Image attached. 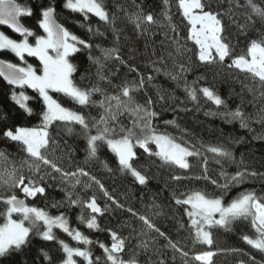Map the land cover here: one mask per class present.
Wrapping results in <instances>:
<instances>
[{"label":"trees","instance_id":"trees-1","mask_svg":"<svg viewBox=\"0 0 264 264\" xmlns=\"http://www.w3.org/2000/svg\"><path fill=\"white\" fill-rule=\"evenodd\" d=\"M22 6L33 9L32 16H21L23 25L32 29L37 35H44L38 26L40 19L39 10L48 6L53 0H16ZM56 4V18L80 39L92 45L91 49L81 47V50L69 57L70 62L76 67L72 74L75 84L81 88L99 86L105 94L114 95L119 89L116 85L125 82L138 81L139 76L145 77V86L133 93L136 103L147 105L149 98L152 100L151 109L158 113L153 118V126L158 132L166 133L177 142L186 141L197 148L203 144L224 146L232 153L233 159L215 157L205 152L208 158V175L223 183L219 177L221 171L234 175L237 171L255 172L257 175H246L243 181L233 185L224 196V203H229L241 193L253 191L258 197H264V86L254 79L251 74L228 68L231 58L247 55V49L253 40L264 41V19L259 18L246 7V0H202L211 7L210 10L219 14L223 25L222 38L229 44L230 57H226L223 64L200 63L196 55L194 42L188 40L190 25L182 16L178 8V0H103L110 16H114L113 23H105L93 15L85 21L80 13H73L63 8L64 0H54ZM264 7V0H254ZM153 15L155 23H142L136 27L134 17L137 14ZM175 26L176 31L172 30ZM92 28L90 32L88 29ZM8 36L14 38L7 29L0 27ZM31 41L34 40V37ZM178 41L187 51L183 55L176 52ZM99 45L100 47H96ZM116 48L124 63L115 59L105 60L100 49ZM171 53V57H169ZM92 57L93 59H90ZM0 58L7 59L17 64H22L18 57L10 50L0 51ZM29 62L36 63L34 58L27 56ZM99 58L103 64L101 80L97 75L98 65L94 62ZM163 58V62L152 63ZM175 64H174V60ZM190 66V70L181 74L179 79H172V75L179 72V65ZM37 66V64H35ZM135 68L136 71H130ZM154 68H160L157 73ZM170 73V74H166ZM151 75V82L147 77ZM185 80L197 89L201 87L212 88L224 101L217 106L202 93L198 92L196 101L191 100L185 91ZM110 81V82H109ZM18 87L9 85L0 77V151L5 153V159H0V172L5 169L11 171L13 167L29 175L27 166L21 168V163L27 159L20 145L3 136L6 129L19 127H37L41 124V113L44 104L39 93L29 87L22 90L30 98L28 106L32 113L28 114L11 98ZM53 98L62 106L81 112L86 117L99 119L103 109L99 105L81 106L76 104L63 93L51 92ZM161 95L163 99H161ZM103 99L101 93H94L93 101ZM240 110L247 127H241V119H232L225 115L228 112ZM135 117L127 112L120 111L116 120L109 121L114 127L123 125L132 127ZM174 121V123H166ZM50 137L55 141L54 151L49 149V158L53 159L58 167L64 171L74 172L77 167H83L90 175L95 176L107 190L109 195L122 207H117L113 200H109L87 177H81V183L71 188L69 182L61 183L59 178L48 180L45 183L46 191L35 198H28L26 203L30 206L44 208L50 215L66 213L69 225L79 229L93 243L85 245L74 241L60 229H54L58 240H64L71 247L88 248L92 252L94 264L99 257L98 264H111L107 261L103 243L110 247L113 240L111 232H116L118 237L125 241L124 249L118 255L124 261L135 260L136 264H200L192 258L198 253L212 251L213 264H264V251L248 245L242 237L254 236L249 220L233 222L230 230L215 227L211 229L213 244L211 246L196 242L190 221L185 213L188 206L177 205L175 198L181 193L191 190H202L209 195H220L219 190L204 179H193L203 175L200 160L189 157L192 165L190 170L180 169L174 165L163 163L159 157L150 156L135 147L137 153L133 166L145 174L148 180L141 185L127 172L119 170L118 160L106 143H100L97 156L88 158L87 140L83 129L78 124H65L55 121L47 129ZM138 132V129H137ZM91 134H96V129H91ZM153 152L154 144L150 145ZM203 152L204 149L201 148ZM219 160L220 163L216 161ZM51 171V169H48ZM57 175L58 174H55ZM181 177L174 180L173 177ZM71 183H74L72 181ZM73 191L81 199L88 200L93 195L104 211L103 215L97 214L96 229H89L86 223L78 217L83 214L88 218L89 209L77 206L68 208L66 203L61 207H53L57 202L65 201V191ZM13 192L18 198L24 199L19 189H8L0 183V196L11 195ZM75 198V196H74ZM182 198V197H181ZM5 205L0 202V212L5 210ZM128 209L132 211L129 212ZM136 213V215H133ZM139 216H148L155 224L159 233L149 230L139 219ZM14 219L19 216L14 214ZM0 223L3 217L0 216ZM27 225V222H26ZM42 230V227H41ZM169 241L174 242L179 249L188 253L185 258L180 251L169 246ZM146 245V247H145ZM42 250L47 252L50 260L45 259ZM65 258L60 245L56 241H45L35 232L30 233V241L20 250L15 251L9 259H0V264H60ZM77 264H87L82 257H74Z\"/></svg>","mask_w":264,"mask_h":264},{"label":"snow or ice","instance_id":"snow-or-ice-1","mask_svg":"<svg viewBox=\"0 0 264 264\" xmlns=\"http://www.w3.org/2000/svg\"><path fill=\"white\" fill-rule=\"evenodd\" d=\"M210 7V4H206L202 0H178V8L190 25L188 40L194 42L199 62L202 64H223L225 58L230 57L231 49L222 38L223 25L219 19V14L206 10ZM246 7L250 8L256 16L264 19V7L255 3L254 0H246ZM63 8L73 13L82 14L85 21L90 14L105 23H113L115 19L114 16H110L103 0H64ZM56 14L54 0L48 6L40 8V19L37 23L44 35H37L32 29L23 25L19 19L21 16H32L33 9L31 7L22 6L16 0H0V25L9 27L22 37L18 41L0 31V51L10 50L21 61L24 60V55L27 53L29 56L38 57L42 64V74H38L37 70L30 64L21 67L18 64L0 60V77H3L9 85L18 86L21 89L27 86L36 90L44 104V110L41 113L42 121L39 126L32 128L17 126L15 130L9 128L3 132L6 139L18 143L22 151L26 153L27 159L21 163V168L27 166L29 175L25 176L22 171H18L15 167L11 171L5 169L0 172V183L8 189H19L24 195V199L18 198L15 192L11 195L0 196V202L6 206L5 210L0 212V216L3 217V223H0V259H9L15 251L29 243L30 233L35 232L45 241L58 242L65 254L61 264H77L74 257H82L87 264H94L92 252L88 248L71 247L64 240H58L54 233V229H60L78 243L85 245L93 243L79 229L70 227L66 213L61 212L59 215L53 216L44 208L30 206L26 203L28 198H35L38 194L43 195L45 193L46 187L44 185L48 180L59 178L62 184L69 182L71 188L75 189L76 185L81 183L80 178L87 177L90 183L85 185L86 188L90 187L92 183L96 184L109 200H113L117 207H122L109 195L104 185L95 176L85 171L83 167H77L74 172L64 171L58 167L53 159L49 158V149L55 150V141L52 140L47 129L55 121L81 126L87 140L88 158H95L100 143H106L107 147L116 155L119 170L130 173L141 185L147 182L148 177L133 166V161L137 156L134 150L136 146H139L150 156L159 157L163 163L184 170L192 168L189 157L198 158L201 162L200 167L203 175L191 178L210 181L219 190L220 195H209L202 190H191L181 193L175 198L177 205L188 206L185 208V213L189 218L194 240L211 246L213 244L211 229L219 227L230 230L233 222L243 219L250 221L255 235H244L242 239L253 248L264 251V197H258L255 192L249 191L241 193L227 204L224 203V196L233 185L241 183L246 175L255 176L257 174L255 172L237 171L234 175H229L227 172L221 171L219 177L223 179V183H218L217 179H212L208 175L209 161L205 152L229 160L233 159L232 153L222 145L205 146L202 144L200 148H197L186 141L177 142L176 138L158 132L152 123L153 118L158 113L151 109V98L148 99L147 105H142L136 103L133 96V93L145 86L143 75L139 76L138 81L116 85L115 87L119 91L114 95L105 94L97 85L81 88L75 84L72 74L76 71V67L70 62L69 57L79 52L81 47L91 49L92 45L80 39L63 24L58 23ZM134 19L137 28H140L142 23H155L151 13L146 16L137 14ZM88 30L91 32L92 28L89 27ZM172 30L176 31L175 26H172ZM29 37L35 38L34 44L29 43ZM173 42L178 45L176 48L178 55H183L187 51L182 45H179L178 41L174 40ZM96 47L100 46L97 45ZM100 51L105 60L115 59L124 63L118 54V49L101 48ZM169 57L172 58L171 53H169ZM90 59L93 58L90 57ZM94 62L98 65L97 75L99 78L101 80L107 79L103 75L104 66L100 63L99 58H95ZM161 62H163V58L152 63L155 65ZM227 66L230 69L234 68L251 74L254 79L258 78L259 83L264 86V41L253 40L247 49V55L231 58V63ZM189 70L190 66L186 67L184 64H180L179 72L172 75L171 78L179 79L181 74ZM130 71H136V69L130 68ZM154 71L159 73L161 69L154 68ZM152 79L151 75L147 77L148 82H151ZM195 83L194 81L190 85L185 80V91L191 100L196 101L199 92L217 106L225 103L212 88L201 87L197 89L193 86ZM50 90L63 93L81 106L87 107L98 104L104 110L103 114L100 115L99 119L86 117L81 112L62 106L49 95ZM94 93H101L103 99L93 101ZM11 98L25 112L32 113L33 110L27 103L30 98L23 91L19 93L13 91ZM160 98L163 99V96L161 95ZM120 111H127L135 117L131 128H126L123 125L117 128L109 124L110 120H116ZM225 115L232 119H241V127H247L239 109ZM166 123H174V121H167ZM92 128L96 129L95 135L91 134ZM151 144L155 145V152L152 151ZM201 148L204 149L203 152ZM5 158V153L0 151V159ZM216 162L220 163L219 160ZM173 179L180 180L182 178L176 176ZM72 181L74 183H71ZM62 190L66 194L65 201L54 203L52 206L61 207L66 203L68 208L77 206L82 211L85 208L89 209L88 218L81 214L78 219L86 223L89 229L98 228L97 214L103 215L106 208L100 207L95 195L88 200H83L73 191ZM128 211L131 212L132 210L128 209ZM14 214L18 215L19 218L14 219ZM139 219L149 230L164 236V233L156 228L148 216H139ZM111 236L113 242L110 247L103 243L99 244L107 261L111 264H136L135 260L124 261L119 257L118 254L123 251L125 241L118 237L116 232H111ZM169 246L180 251L183 257H188V253L179 249L174 242L169 241ZM42 254L45 259L50 260L47 252L42 250ZM215 254L212 251H205L194 255L192 259L200 262V264H213L212 257ZM99 259V257L96 258L95 264H98ZM160 264H163V261Z\"/></svg>","mask_w":264,"mask_h":264},{"label":"rangeland","instance_id":"rangeland-1","mask_svg":"<svg viewBox=\"0 0 264 264\" xmlns=\"http://www.w3.org/2000/svg\"><path fill=\"white\" fill-rule=\"evenodd\" d=\"M0 31H2L1 29H0ZM3 32V31H2ZM5 33V32H4ZM6 34V33H5ZM7 35V34H6ZM10 37V36H9ZM10 38H12V37H10ZM12 39H15V40H21L22 39V37L21 38H19V37H14V38H12ZM29 43H35V39L34 40H32L31 41V38H29ZM27 56H29L27 53H25V55H24V60L23 61H21L20 59V61H21V63L22 64H18L19 66H21V67H26L28 64H30V65H32L33 66V68H35L36 70H37V73L38 74H42V64H41V62H40V60H39V58L38 57H35V56H29V57H31V58H34V60H35V62H36V64H37V66L35 65V64H33V63H31V62H29V59L27 58ZM6 61H9V62H12V63H14L13 61H10V60H6ZM15 64H17V63H15ZM15 87H18V86H15ZM25 87H27V86H25ZM19 89H17V90H14L15 92H17V93H19L20 91H23L20 87H18ZM52 90H50L49 91V95H51L52 97H53V95H52ZM25 93V92H24ZM26 94V93H25ZM54 99V98H53ZM29 128H32V127H29ZM27 226V225H26ZM43 230V229H42ZM61 264V263H60Z\"/></svg>","mask_w":264,"mask_h":264},{"label":"water","instance_id":"water-1","mask_svg":"<svg viewBox=\"0 0 264 264\" xmlns=\"http://www.w3.org/2000/svg\"><path fill=\"white\" fill-rule=\"evenodd\" d=\"M19 19H20V22L22 23L21 18H19ZM56 20H57V18H56ZM57 22H58V20H57ZM58 23H59V22H58ZM22 24H23V23H22ZM0 27L7 29L10 33H12V35H15V36H17V37H21L19 34L13 32V31H12L9 27H7V26L0 25ZM0 60H2V59L0 58Z\"/></svg>","mask_w":264,"mask_h":264},{"label":"flooded vegetation","instance_id":"flooded-vegetation-1","mask_svg":"<svg viewBox=\"0 0 264 264\" xmlns=\"http://www.w3.org/2000/svg\"><path fill=\"white\" fill-rule=\"evenodd\" d=\"M33 64H36V63H33Z\"/></svg>","mask_w":264,"mask_h":264}]
</instances>
